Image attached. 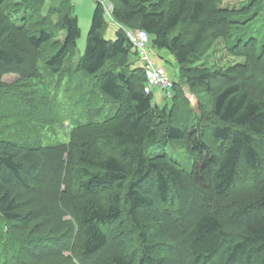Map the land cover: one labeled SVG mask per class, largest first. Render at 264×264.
<instances>
[{"label":"trees","instance_id":"trees-1","mask_svg":"<svg viewBox=\"0 0 264 264\" xmlns=\"http://www.w3.org/2000/svg\"><path fill=\"white\" fill-rule=\"evenodd\" d=\"M110 1L108 15L96 2L84 54L74 64L80 29L71 0H0V90L26 55L25 79L40 98L41 77L57 76L55 87L65 82L66 98L77 93L87 108L94 103L67 141L0 140V264H171L179 246L187 260L181 264H264V43L233 41L236 28L262 15L264 0L240 9L222 7L223 0ZM107 17L114 40L103 36ZM139 29L157 54L174 57L184 82L213 96L214 121L205 126L216 148L204 143L199 119L178 121L155 103L153 91L145 92L144 69L127 34ZM206 37L226 41L232 56L248 57L255 78L237 81V70L189 67ZM212 78L222 80L215 91ZM87 82L93 84L89 98ZM172 82L163 101L178 90ZM176 143L196 154L188 170L167 153ZM104 190L112 192L106 199ZM233 195L238 199L203 207L182 226L184 210ZM246 195L252 196L244 203ZM166 208L173 210L169 217L161 214ZM140 210L155 214L140 219ZM173 214L182 215L179 222ZM118 231L135 252L118 250Z\"/></svg>","mask_w":264,"mask_h":264},{"label":"rangeland","instance_id":"rangeland-1","mask_svg":"<svg viewBox=\"0 0 264 264\" xmlns=\"http://www.w3.org/2000/svg\"><path fill=\"white\" fill-rule=\"evenodd\" d=\"M57 1V0H52ZM97 1H104L105 6L111 10L112 2L110 0H71L73 6V14L77 17L78 25L80 29V37L76 42L75 49V59L74 64L78 62V60L83 56L87 35L91 25V19L93 15L94 8L96 6ZM47 3L50 0H46ZM248 0H223L221 6L222 7H231L232 9H240L243 5H246ZM55 17V16H54ZM237 17H243L241 20H244V17H248V15H240ZM57 19H54V23ZM107 26L103 30V36L107 40H114L115 38V27L113 22L106 18ZM186 29L177 30L178 32H183ZM136 31V30H134ZM233 41L237 38L247 40L250 38H255L258 41V47H261L264 43V9L262 15L255 18L254 20L246 22L243 26L238 27L233 32ZM56 35H59L57 33ZM61 38V35L59 36ZM24 41V39H21ZM24 47L28 46L25 43H21ZM151 47V46H150ZM152 58L156 67L163 69L167 75L170 76L171 80L177 84L178 90L175 91L174 96L171 100L163 101V92L159 88L153 89L154 101L157 105L165 106L166 110H171L174 113V117L177 120H185L186 117L196 118L199 125L203 130V141L204 143L211 149L216 148L218 146L217 141H213L211 137L210 130L206 128V120L211 118L213 122L214 119L211 117L210 111L212 109L213 96L206 91L205 86H197L191 87L188 83L184 82L183 78L179 76V67L176 64L174 57L166 52H159L161 56H159L157 51L151 48ZM25 61L21 66H14V72L8 74L3 77L4 86L0 90V140H12V141H21L28 142L30 144L39 143L42 139L44 143H55L67 141V135L70 133L71 128L77 126L80 122H86L88 113L86 110L89 107L90 103L88 102V108L86 107L87 102L85 99L80 101V96H70L67 94L68 98L62 94L63 89L65 88V82L61 86H56V78L57 76H43L41 77V85L45 86L44 90V98H40V94L36 93V89H33V86L29 84V82L25 79V74L27 73L28 68L30 67V59L28 56H24ZM190 66L198 67L200 69H210L212 72L219 70L220 71H229L237 70V74H234V78L237 81H241V79L245 80L247 77L249 79L255 78V73L252 68L253 64L248 57H235L232 56L230 51L228 50V44L224 40H212L209 37L201 44L197 58L195 62L190 64ZM216 68V70H215ZM226 73V72H224ZM91 81V80H90ZM222 80H217L216 78H212L209 87L214 91L217 90L222 85ZM87 89V97L92 93L93 84L91 82L86 83ZM55 89H58V97L55 100L53 93ZM35 90V91H34ZM42 92V91H41ZM40 92V93H41ZM89 92V93H88ZM43 95V94H42ZM16 96L19 101L16 102L14 99ZM47 98V99H46ZM89 98V97H88ZM46 99V100H44ZM103 101V100H102ZM98 106L101 105L98 102ZM94 104V103H93ZM94 106V105H93ZM201 112V116L198 115ZM188 113V114H187ZM103 117H100L102 119ZM179 118V119H178ZM176 120V121H177ZM209 121V120H208ZM171 148V149H170ZM172 150V151H171ZM167 153L175 155L181 163L185 164L184 169L188 170L189 163H191V158H195L196 154L190 149L189 144L187 143H176L173 145H168ZM264 160V151L262 154ZM264 177V163L261 169V177ZM205 189L208 191V195L210 192V188L205 186ZM250 191V190H248ZM100 193V192H99ZM111 191L104 190L102 191L101 197L106 199V196L111 195ZM245 195V194H244ZM252 195H246L245 202H248ZM238 199V196H232L227 200H215L211 204V200L207 201L206 204L198 203L199 207H197L192 212H189V209L184 210L183 214L186 213L187 216L183 221V227L187 228L192 221L194 215H196L199 211L203 209L212 210L215 207H223L225 203H230L231 200ZM240 197V196H239ZM188 199V198H187ZM240 202L241 198H239ZM122 205V203H121ZM123 206V205H122ZM125 211V210H124ZM186 211V212H185ZM170 208H166L165 211H162L163 217H169L171 215ZM154 212L140 210L138 212V217L143 219V217L147 215H154ZM70 215V214H69ZM123 215V214H122ZM174 220L179 222V218H182V215L177 218L176 214ZM172 217V216H171ZM125 219V216L123 217ZM65 219H71L70 216H66ZM172 220V219H171ZM74 221V220H73ZM127 220L120 221L122 228L129 229ZM75 223V221H74ZM76 225V223H75ZM119 227V225H118ZM170 230V228H169ZM113 231V230H112ZM127 231V230H126ZM124 232H116L113 233V240L117 243L115 246L119 247L118 250L122 251H134L137 250L136 246L133 244L131 247H128V244L123 241ZM127 233H130L129 230ZM130 239V238H129ZM128 239V240H129ZM121 241V242H120ZM183 247L179 246L177 252L171 258V264H181L182 261L186 258L182 253Z\"/></svg>","mask_w":264,"mask_h":264},{"label":"built area","instance_id":"built-area-1","mask_svg":"<svg viewBox=\"0 0 264 264\" xmlns=\"http://www.w3.org/2000/svg\"><path fill=\"white\" fill-rule=\"evenodd\" d=\"M101 4L104 6L106 14L108 15L111 10L105 6L104 1ZM127 34L137 50L139 61L142 64V69H144L146 77L145 92L149 94L154 88H159L163 92L164 99L170 98L173 82L163 69L155 66L149 45L148 33L139 29L136 31H127Z\"/></svg>","mask_w":264,"mask_h":264},{"label":"crops","instance_id":"crops-1","mask_svg":"<svg viewBox=\"0 0 264 264\" xmlns=\"http://www.w3.org/2000/svg\"><path fill=\"white\" fill-rule=\"evenodd\" d=\"M159 56H161L160 54H158ZM169 76V75H168ZM170 78V77H169Z\"/></svg>","mask_w":264,"mask_h":264}]
</instances>
